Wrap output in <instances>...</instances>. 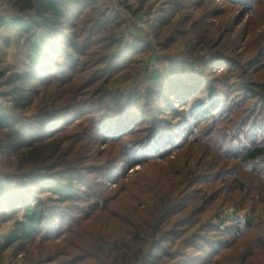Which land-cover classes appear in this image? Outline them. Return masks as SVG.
<instances>
[{
    "label": "trees",
    "instance_id": "16d2710c",
    "mask_svg": "<svg viewBox=\"0 0 264 264\" xmlns=\"http://www.w3.org/2000/svg\"><path fill=\"white\" fill-rule=\"evenodd\" d=\"M3 1L0 264H264V0Z\"/></svg>",
    "mask_w": 264,
    "mask_h": 264
},
{
    "label": "built area",
    "instance_id": "2783aa9c",
    "mask_svg": "<svg viewBox=\"0 0 264 264\" xmlns=\"http://www.w3.org/2000/svg\"><path fill=\"white\" fill-rule=\"evenodd\" d=\"M149 25V17L146 13H140L137 16H132V20H131V26L128 29V31L130 29H135V30H139V31H144ZM131 37L130 34H128L127 32H124V37L128 40H130L129 38ZM155 56H160V52L158 49H156V51L154 52V55L152 56L151 60H148L145 62V69L149 72L154 71L158 68V64L157 61H155L153 59V57ZM17 264H21L20 262H18Z\"/></svg>",
    "mask_w": 264,
    "mask_h": 264
},
{
    "label": "rangeland",
    "instance_id": "374dc122",
    "mask_svg": "<svg viewBox=\"0 0 264 264\" xmlns=\"http://www.w3.org/2000/svg\"><path fill=\"white\" fill-rule=\"evenodd\" d=\"M132 1H134V0H132ZM114 2H116L117 3V1L115 0ZM3 5V6H2ZM0 14H3V13H13V9L10 7V6H8L7 5V3L5 2V1H3V2H1L0 3ZM5 9H7V10H5ZM148 17H149V23H150V16L148 15ZM131 20H132V16H129V19H128V24H130L131 23ZM149 32V25H148V27L144 30V31H141V32ZM138 34H141L140 32H138ZM128 38H129V36H128ZM131 38L132 37H130L129 39V42H131ZM161 51V50H160ZM159 51V52H160ZM12 50H9V54H8V56H7V60L8 61H12V59H13V56H12ZM161 53H162V51H161ZM1 89L2 88H0V95H1ZM1 97V96H0ZM2 99V98H1ZM3 100V99H2ZM139 167V166H138ZM138 167H136V168H138ZM133 170V169H132ZM0 171H5V172H14V169H13V167H11L9 164H8V161H4V160H1L0 159ZM230 212V211H229ZM243 214V213H242ZM238 216H240V215H238ZM21 256H23V255H19V259H21ZM18 262H20V261H18ZM18 262H15V264H17ZM22 264H24L23 263V261H22Z\"/></svg>",
    "mask_w": 264,
    "mask_h": 264
}]
</instances>
